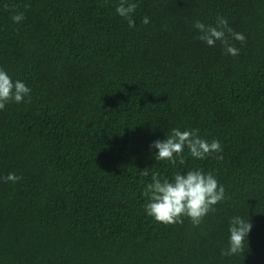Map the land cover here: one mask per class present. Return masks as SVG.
<instances>
[{
    "label": "trees",
    "instance_id": "16d2710c",
    "mask_svg": "<svg viewBox=\"0 0 264 264\" xmlns=\"http://www.w3.org/2000/svg\"><path fill=\"white\" fill-rule=\"evenodd\" d=\"M130 2L133 28L120 0H0V69L31 88L0 110V177H22L0 179V264H264V0ZM220 16L246 37L237 56L198 39L194 22ZM173 128L222 153L156 160ZM194 169L223 185L215 211L199 226L146 214L152 172ZM234 216L248 248L221 256Z\"/></svg>",
    "mask_w": 264,
    "mask_h": 264
},
{
    "label": "clouds",
    "instance_id": "9594fccd",
    "mask_svg": "<svg viewBox=\"0 0 264 264\" xmlns=\"http://www.w3.org/2000/svg\"><path fill=\"white\" fill-rule=\"evenodd\" d=\"M137 4L130 0H120L116 7V13L125 18L129 28L135 26L131 18ZM12 20L19 24L25 17L22 12L14 13ZM142 23L148 24L147 16L142 18ZM194 27L199 31L198 39L208 46H215L217 41L224 46L225 52L232 56L239 55V49L230 43V38L240 43L246 41L244 34L235 32L228 24V20L220 16L213 25H205L196 20ZM31 88L19 80L13 81L8 73L0 69V110L6 105L15 103H30ZM27 98V99H26ZM199 129L180 130L171 129L167 138L153 141L150 148L158 149L155 154L156 160L166 161L176 165L177 161L183 165L185 148L193 158L205 159L213 153H222V146L218 140L208 142L199 136ZM216 159H223L222 154ZM142 176H148L147 169L142 170ZM4 182H18L22 177L16 173H8L0 177ZM143 196L147 198L144 205L146 214L157 223L165 225L183 224L187 218L193 226H199L204 218L215 211V205L222 202L225 197V189L211 172L205 173L200 169L188 170L186 173L176 172L171 179L161 178L159 172L151 173V182L146 184ZM250 220L240 216H234L229 221V244L221 251V256H234L244 254L248 248L247 237L251 230Z\"/></svg>",
    "mask_w": 264,
    "mask_h": 264
}]
</instances>
